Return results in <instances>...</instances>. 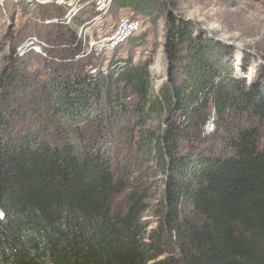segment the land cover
Here are the masks:
<instances>
[{
    "label": "trees",
    "instance_id": "trees-1",
    "mask_svg": "<svg viewBox=\"0 0 264 264\" xmlns=\"http://www.w3.org/2000/svg\"><path fill=\"white\" fill-rule=\"evenodd\" d=\"M113 1L154 23L162 3ZM55 28L45 79L16 51L0 72V264H264V89L233 76L217 43L171 12L165 54L180 76L157 92L148 63L90 74L97 58L76 57L75 30ZM211 110L226 131L219 150L206 142ZM124 121L137 185L114 212L126 187L103 143Z\"/></svg>",
    "mask_w": 264,
    "mask_h": 264
},
{
    "label": "rangeland",
    "instance_id": "rangeland-1",
    "mask_svg": "<svg viewBox=\"0 0 264 264\" xmlns=\"http://www.w3.org/2000/svg\"><path fill=\"white\" fill-rule=\"evenodd\" d=\"M53 3L68 11L66 0H0V72L16 51L23 57V68L26 72L41 74L42 80L46 78L48 60L43 54L44 46L42 53L28 50L21 54L19 48L28 39H37L47 44L45 49L49 47V35L56 33L57 23L65 21L62 17L58 18L51 9L43 11L45 6L51 8ZM169 12L185 19L188 25L202 36L214 40L220 51L224 52V60L231 64L233 76L248 86H259L264 89V80L261 78L264 71V0H162L160 8L154 15L155 23L141 14L135 15L131 8L117 6L112 1L109 11L112 21L120 15L136 16L141 20V27L133 35L136 36L133 40L129 39L108 54L107 60L110 65H116L107 73L117 72L123 65V60H130L134 64L148 63L150 83L152 91L155 92L170 80L171 75L179 78L178 71L172 68L165 54L164 34ZM89 18V11L83 8L71 21H65L64 24L77 32L79 26ZM24 119L28 120L29 117L25 115ZM234 119L229 118L230 122ZM128 124V121H124V126L115 127L106 135L103 143L110 153L117 178L122 180L126 187L112 202L114 212L126 209L125 193L137 185L133 171L134 147L131 143L135 131H129ZM157 124L158 118L153 117L145 126L155 128ZM225 132L224 128L218 126V119L211 110L205 125L207 146L221 149ZM215 133L217 137H212ZM259 146L264 150L263 123L259 129ZM148 182L153 184L154 180L150 179ZM152 204L151 209L147 210L143 217L147 231L155 226L156 212Z\"/></svg>",
    "mask_w": 264,
    "mask_h": 264
},
{
    "label": "built area",
    "instance_id": "built-area-1",
    "mask_svg": "<svg viewBox=\"0 0 264 264\" xmlns=\"http://www.w3.org/2000/svg\"><path fill=\"white\" fill-rule=\"evenodd\" d=\"M112 1L66 0L68 11L66 10L62 16L66 22L71 21L83 8L89 10L90 7H93L94 14L90 15V18L83 22L76 32L82 46L81 53L76 57L93 54L97 58L96 64L89 69V73L92 75L99 72L107 74V71L116 65H110L107 60L108 54L127 42L141 27V20L138 17L120 15L112 21L109 16ZM65 21L63 22L65 23ZM42 46L45 49L48 45L37 39H28L19 49L21 54L28 50L42 53ZM43 54H45L44 51Z\"/></svg>",
    "mask_w": 264,
    "mask_h": 264
},
{
    "label": "bare ground",
    "instance_id": "bare-ground-1",
    "mask_svg": "<svg viewBox=\"0 0 264 264\" xmlns=\"http://www.w3.org/2000/svg\"><path fill=\"white\" fill-rule=\"evenodd\" d=\"M43 1H52V0H43ZM38 48V47H37Z\"/></svg>",
    "mask_w": 264,
    "mask_h": 264
}]
</instances>
